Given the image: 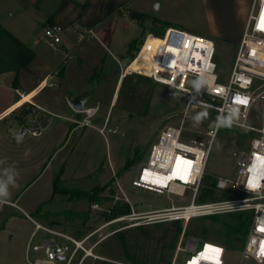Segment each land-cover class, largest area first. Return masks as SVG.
I'll return each instance as SVG.
<instances>
[{
	"label": "rangeland",
	"instance_id": "rangeland-1",
	"mask_svg": "<svg viewBox=\"0 0 264 264\" xmlns=\"http://www.w3.org/2000/svg\"><path fill=\"white\" fill-rule=\"evenodd\" d=\"M167 2L163 15L171 23H178L180 26L177 27L214 40L213 60L217 64L218 81L227 84L242 37L244 17L249 12L252 0H169ZM178 11L182 13V18L177 15ZM213 11H216L218 16ZM216 22L218 25L221 23L222 34L213 32L214 28H218ZM116 26L115 40L118 45H120L121 39L129 37L135 32L140 34L142 30L139 24L124 16L119 17ZM44 38L49 40L45 33ZM142 39L143 37L140 38L139 43ZM177 39L179 40V36L172 34L169 41L177 42ZM160 41L161 39L157 37L147 40L139 54L133 59L132 65H128L126 68V73L138 70L145 76H150L152 61ZM109 47L115 54L125 53V49L119 48L116 42L109 44ZM104 56L110 77L101 87L105 101L103 114L110 105L108 118L111 120L108 129L111 130H106L104 135L92 127L85 129L77 127L70 143V147L75 145L76 149L68 161V174L74 173V176L69 175L68 178L62 179V185L68 188L77 187L92 190L95 187L108 184L102 193L103 196H108V199H103L99 204L100 208L95 210L87 200H69L67 195L55 194L49 202H46L44 208L54 212L65 209L89 211L92 214L101 212L97 220L89 219L86 223L82 219L65 220L63 216L56 218L60 221L59 227L73 235L83 237L92 233L86 245L97 243L94 253L99 257H87L82 264H103L104 260L109 261V264H173L175 248H170L174 235V229L170 223L172 220L165 221L163 226L151 224L148 227V230L151 231L150 237L144 236L136 227L139 224H147L143 215L148 211L169 207L172 202L176 205L189 204L192 190H187L183 197L177 194L158 193L134 186L133 180L140 163L148 158L151 147L156 142L158 133L164 125L180 124L184 121L185 137L201 138L206 131L215 126L218 112L205 106L189 107L187 110L189 95L145 76L135 75L133 82L129 76L121 80L115 89L119 65L113 60L112 55L103 48L92 61L97 63ZM73 61L77 62V59ZM127 61L125 60L124 64ZM89 65L85 66V70L94 72L95 64L93 65L92 62ZM195 82V78H190L188 86H195ZM200 97L210 100V97L204 93H201ZM200 112H207V116L197 123L193 117ZM263 117L264 100H259L255 104L248 122L252 127H259ZM58 120L60 118L54 116V123ZM94 124L102 125L96 119H94ZM256 135L255 129L220 126L209 155L203 185L198 194V202L238 195L231 193V190H217L213 183H216L219 175L233 177L236 174L237 158L234 156V152L248 150L251 138ZM127 159H133L129 166H126ZM117 180L120 181L125 193L120 190ZM31 188L28 194L34 192V187ZM209 188H214L213 196L201 198ZM126 197L129 201H126ZM122 201L130 204L131 213L118 216L123 219L105 225L114 219L108 216L112 206ZM239 212L242 211H233L234 216L229 215V212L196 216L188 222L180 221L184 224L185 229L196 232L189 235L201 238L198 246L200 248L203 240L212 239L226 242L225 239L232 235V230L227 231L226 229V222L236 223ZM244 212L250 215L249 211ZM39 220L43 222L42 219ZM12 226L15 237L11 242H8L11 233L4 232L3 239L6 240V243L3 241L0 247V264H8L4 257L7 256V252L11 251L15 257L13 264H28L25 256L26 247L22 248L19 241L28 236L35 225L28 218L24 220L15 218L12 221ZM246 227L244 226V228ZM166 229L167 233L165 234ZM119 230H127L130 242V247L127 250L122 245L121 236L116 234ZM240 234L244 239L236 242V247L228 246L232 249V252L228 254L229 264L240 262L239 252L246 239V236ZM44 235V232L41 231L36 241H40ZM185 256L186 253L181 252L175 264H183ZM132 259L139 263L133 262Z\"/></svg>",
	"mask_w": 264,
	"mask_h": 264
},
{
	"label": "built area",
	"instance_id": "built-area-1",
	"mask_svg": "<svg viewBox=\"0 0 264 264\" xmlns=\"http://www.w3.org/2000/svg\"><path fill=\"white\" fill-rule=\"evenodd\" d=\"M263 9L264 0H252L235 56L233 70L227 84L218 81L217 64L213 60L214 40L176 26L167 27L162 35L155 34L165 40H168L170 32L173 31L179 36L177 42L168 41L178 48L173 70L162 69L163 44L154 55L156 73L145 76L138 70L132 71L189 95L187 110L189 107L205 106L218 112L215 126L206 131L201 138L185 137L184 121L180 124H166L160 129L148 158L140 163L133 185L158 193L177 194L182 197L187 190L191 189L192 197L189 204L176 205L172 202L169 207L146 212L143 215L145 222L170 220L188 222L196 216L249 211L251 222L244 245L239 252L240 262L238 264H264V254L258 255L260 243L264 241V231L260 230L264 229V117L259 127H252L248 122L255 104L259 100H264V30L258 28ZM63 28L61 23L46 27L45 35L49 38L47 43L53 50L58 49ZM150 34L154 33L143 36L132 60L139 54ZM190 78H195L196 82L201 81L199 90L195 86H188ZM56 84L52 80V76H49L39 82L35 93ZM201 93L209 96L210 100L201 98ZM35 95L20 92L18 107L22 108L31 103L35 110L31 117L25 118L24 123L16 133L18 137L41 135L48 128L55 115L33 102ZM26 96L28 98H25ZM240 100H244L246 103H239ZM234 109L237 110V114L233 117L231 126L255 129L257 135L251 138L248 150L243 149L234 152V156L237 158L236 174L233 177L219 175L215 189L231 190V193L238 195H230L225 199L198 202V194L203 185L209 155L220 128L217 127L218 117L227 118ZM38 111H42V113L38 114ZM83 111L86 113L85 116L82 119H76L75 122L81 126H94L92 116L96 108L85 107ZM98 130L105 135L106 130L110 131L111 129H108L106 123L102 127H98ZM177 157L183 158L184 161L193 162L190 170L187 171L186 179L181 178L185 176V169L187 168L183 163L180 165L179 174L172 176ZM146 172L149 173L147 176L145 175ZM250 178L256 185L255 187L249 185ZM162 180H166V183ZM117 183L120 190L125 193L120 181L117 180ZM126 199L129 201L128 197ZM92 208L99 209L100 205L94 203ZM26 215L35 225L25 248L28 264H82L87 257H99L94 253V247L97 243L86 245L92 233L79 237L64 229L43 223L27 213ZM118 219L122 220L123 217H115L105 225L117 222ZM41 231L45 235L41 237L40 241H36ZM200 239L183 231L175 245L173 264L179 259L181 252L186 253L183 264H190L197 258H199V264H212L211 257L215 253H205L207 245L222 250L219 254V264H229L228 254L232 252V249L225 243L212 239L203 240L199 248ZM202 254H208L210 259H203Z\"/></svg>",
	"mask_w": 264,
	"mask_h": 264
},
{
	"label": "crops",
	"instance_id": "crops-1",
	"mask_svg": "<svg viewBox=\"0 0 264 264\" xmlns=\"http://www.w3.org/2000/svg\"><path fill=\"white\" fill-rule=\"evenodd\" d=\"M167 1L169 0H0V24L3 27L0 32V179L7 180L11 175L15 181L14 184H9L10 196L7 202L0 204V247L3 241L6 243L3 239L4 232L11 233L8 242L15 237L13 219L24 220L28 218L26 213L37 220L42 219L43 223L51 224L52 218L45 219L41 214L46 211L54 212L44 208L46 202L55 194L64 195L55 192L56 178L74 176V173L68 174V161L76 149L75 145L70 147L74 132L77 127L98 130V127L110 123V105L103 114L105 101L101 89L110 73L106 69V57L96 63L92 61L94 56L105 48L119 65L115 89L121 80L129 76L133 82V76L138 74L126 73V66L132 65L136 49L130 50L129 44L138 39V46L140 38L148 33L154 34H150L147 40L153 37L162 40L157 35H162L167 27L180 26L178 23H171L163 15ZM137 13L145 14L146 18L140 19L135 15ZM213 13L218 16L216 11ZM177 15L182 18L180 11ZM247 15L244 17V24ZM121 16L130 18L142 30L140 34L135 32L121 39L118 45L115 40L116 22ZM55 23L64 26L57 50H53L44 38L46 27ZM216 24L218 28L214 26L217 29L214 28L213 32L222 34L221 23ZM9 33L34 51V56L27 65L23 66L18 62L19 48ZM115 42L119 48L125 49L124 54H115L110 49L109 44ZM125 60L128 61L124 64ZM92 62L95 70L91 73L85 70V66ZM49 76L57 84L35 93L39 82ZM20 92L36 94L33 102L52 112L60 120L54 123L53 116L50 125L41 135H27L18 140L16 133L25 118L31 117L35 110L31 103L18 107ZM83 96H88L85 107L96 108L92 116L94 126H81L75 122L86 113L75 109L72 102ZM41 113L42 111H38V114ZM94 119L102 125L94 124ZM30 186L35 190L28 194L32 189ZM51 225L60 228V223ZM32 230L19 241L22 248L26 247ZM6 255L4 258L7 263L13 264L14 253L7 252Z\"/></svg>",
	"mask_w": 264,
	"mask_h": 264
},
{
	"label": "trees",
	"instance_id": "trees-1",
	"mask_svg": "<svg viewBox=\"0 0 264 264\" xmlns=\"http://www.w3.org/2000/svg\"><path fill=\"white\" fill-rule=\"evenodd\" d=\"M137 15L140 19L144 20L146 18V15L143 13H137L135 14ZM3 30V27L0 24V32ZM10 34V33H9ZM13 38V40L15 41V43L17 44L18 48H19V52H18V56H17V60L18 62L25 66L27 65L31 59L34 56V51L29 48L23 41H21L20 39H18L16 36L10 34ZM137 42L138 39H134L130 44H129V49L133 50V49H137ZM133 159H127L126 162V166H129L132 163ZM62 178L60 176H58L56 178L55 181V192H59L62 193L64 195H67L69 200H87L90 204H94V203H98L100 204V202L103 199H108V196H103V190L106 189V187L108 186V184H105L103 186H98L95 187L92 190H84L81 188H77V187H72V188H68L62 185ZM215 184V183H213ZM212 184V185H213ZM214 188H209L207 190V192L203 193V195L201 196V198H206L209 195L213 196L214 194ZM111 211L108 213L109 217L115 218L121 215H125V214H129L131 213V206L128 202L126 201H122L119 202L118 204H114L112 206V208L110 209ZM235 213L230 212L229 215H233L234 216ZM63 216L65 218V220H72V219H82L83 222H87L89 219H91L92 217V213L89 211H78V210H72V209H65L62 211H58V212H50V211H46L45 213L41 214V217L45 218V219H49L52 217V220L50 221L51 224H57L60 223L58 220H56V218ZM238 218L236 221V223L231 224L229 222H226V229L228 230H232V235L228 236L224 243H226L227 246L229 247H236V242L238 241H242L244 238H241V234L242 233L244 236L247 235L249 226H250V222H251V215H248L246 212L242 211L239 212V214H237ZM165 221H161V222H153V223H147V224H139L137 225L136 229L138 231H140L141 233H143L144 236L150 237L151 236V231L148 230V227L153 224L155 226H163L165 223ZM171 225L173 226L174 229V235L172 238V244L170 245V248L173 249L175 248V243L176 240L179 238V235L185 231L187 234H195L194 232L185 229L184 224L180 221V220H172ZM244 226L246 228H244ZM127 230H119L116 232V234L121 236V242L122 245L126 248V250L130 247L129 245V239L127 236ZM167 233V229L165 231V234ZM164 259V257H163ZM133 262L135 263H139L137 260L132 259ZM165 260V259H164ZM103 264H109V261L104 260Z\"/></svg>",
	"mask_w": 264,
	"mask_h": 264
},
{
	"label": "snow or ice",
	"instance_id": "snow-or-ice-1",
	"mask_svg": "<svg viewBox=\"0 0 264 264\" xmlns=\"http://www.w3.org/2000/svg\"><path fill=\"white\" fill-rule=\"evenodd\" d=\"M258 28H260V30H264V10L261 11L260 20H259V23H258ZM186 47H187V45H186ZM239 103H246V101L240 100ZM181 163H183V164H185L187 166V168L185 169V176H182L181 177L182 179H186L187 171L190 170L191 165H192L193 162L192 161H184L183 158L177 157L176 158V166H175L176 169H179L180 168ZM249 171H251V169H249ZM148 174L149 173H147V172L145 173L146 176ZM173 175H176V171L175 170L173 171ZM249 185H251L253 187L256 186V185L253 184L251 178L249 179ZM260 230L261 231H264V229H260ZM206 249L209 252L215 253V255L213 257H211L212 264H219V254H220V252L222 250L221 249H218V248H212L211 246H206ZM262 254H264V241H262L260 243V251H259L258 255H262ZM202 256H203V259H205V260L210 259V257H209L208 254H202ZM190 264H199V258L194 259L193 261L190 262Z\"/></svg>",
	"mask_w": 264,
	"mask_h": 264
},
{
	"label": "clouds",
	"instance_id": "clouds-1",
	"mask_svg": "<svg viewBox=\"0 0 264 264\" xmlns=\"http://www.w3.org/2000/svg\"><path fill=\"white\" fill-rule=\"evenodd\" d=\"M200 85H201V81L195 82V87L197 88V90H199ZM236 114H237V110L234 109L227 118L218 117L217 127L220 126L230 127L233 122V117H235ZM206 116H207V112H200L195 117H193V119L197 123H199L201 122L202 118ZM19 139L20 138L18 137V140ZM14 183H15L14 178L11 175L8 176L7 180L0 179V204L7 202V198L10 196L9 184H14Z\"/></svg>",
	"mask_w": 264,
	"mask_h": 264
},
{
	"label": "bare ground",
	"instance_id": "bare-ground-1",
	"mask_svg": "<svg viewBox=\"0 0 264 264\" xmlns=\"http://www.w3.org/2000/svg\"><path fill=\"white\" fill-rule=\"evenodd\" d=\"M93 33V32H92ZM172 34H177L175 33L174 31L173 32H170L169 34V37H168V40H165L164 38L161 40L159 47H161V45L164 44L163 46V62H162V69H166V70H173V66L175 64V57H176V54H177V51H178V48L177 46L171 44L170 42L168 43L170 37L172 36ZM201 42V41H200ZM157 48V49H158ZM157 71V67L155 65V60L153 61V64H152V67H151V74L152 73H156ZM25 98H28V96H26ZM176 164L174 165V168H173V171L175 170L176 171V175H173V172H172V176H177L179 174V169H176ZM165 182L166 183V180H162V182ZM190 213V212H188ZM120 219H118L119 221ZM209 246V245H207ZM209 251L206 249V252L205 253H208Z\"/></svg>",
	"mask_w": 264,
	"mask_h": 264
},
{
	"label": "water",
	"instance_id": "water-1",
	"mask_svg": "<svg viewBox=\"0 0 264 264\" xmlns=\"http://www.w3.org/2000/svg\"><path fill=\"white\" fill-rule=\"evenodd\" d=\"M87 101H88V96L79 97L72 102V105L77 110H83L85 108ZM100 215H101V212H94L92 214L91 220L92 221L97 220Z\"/></svg>",
	"mask_w": 264,
	"mask_h": 264
}]
</instances>
